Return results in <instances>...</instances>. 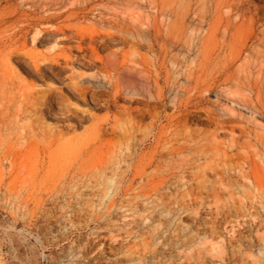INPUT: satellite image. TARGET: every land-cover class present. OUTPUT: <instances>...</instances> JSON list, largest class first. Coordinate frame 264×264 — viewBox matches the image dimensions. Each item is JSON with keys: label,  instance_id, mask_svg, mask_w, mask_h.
Returning a JSON list of instances; mask_svg holds the SVG:
<instances>
[{"label": "rangeland", "instance_id": "374dc122", "mask_svg": "<svg viewBox=\"0 0 264 264\" xmlns=\"http://www.w3.org/2000/svg\"><path fill=\"white\" fill-rule=\"evenodd\" d=\"M224 2L63 0L34 13L21 0L1 3L0 16L15 15L9 14L0 28V264H264V83L254 93L245 92L255 119L243 122L248 129L240 148L229 150L230 132L217 129L216 119H222L221 108L230 107L225 100L230 86L214 79L188 82L197 53L185 60L183 74H173L179 84L170 90L165 71H177L176 55L184 60L178 49L170 51L160 76L169 98L157 106L160 118L153 127L151 118L141 115L145 100L130 93L134 82L110 67L112 61L130 69L135 64L144 75L147 69L155 75L174 18L203 14L207 28L219 17L216 7L224 14ZM71 12L76 15L67 18ZM46 16L56 18H40ZM116 81L123 90L117 99ZM181 85L185 92L178 91ZM144 86L137 82L138 88ZM176 93L185 100L192 96L187 107H172ZM208 106L217 112L206 111ZM180 113L190 121L188 129L201 137L219 132L221 149L242 172L223 154L222 160L213 157L211 138L199 137L197 153L163 158L162 177H135L125 156L132 153L138 161L154 144L152 136L143 134L173 129L169 117ZM96 126L103 134L98 141ZM159 183L165 188L162 200L152 191Z\"/></svg>", "mask_w": 264, "mask_h": 264}, {"label": "bare ground", "instance_id": "6f19581e", "mask_svg": "<svg viewBox=\"0 0 264 264\" xmlns=\"http://www.w3.org/2000/svg\"><path fill=\"white\" fill-rule=\"evenodd\" d=\"M256 1L257 0H225V2H224V4H225L224 14H222L221 11L219 10V8L216 7L215 14L216 15L219 14V17L218 18H212V20H210V23L208 24L209 26L207 25L208 26L207 28L205 27V25H206L208 18L203 17V14H202V18H196V19H194V18L190 19V18H184V17L183 18H174V20L170 23V25L168 27L167 36L165 38H163V40H162V45H161L162 57H161V61H160L159 70L155 71V75L153 74V72H151L148 69L145 70L146 74H148V75H144L142 71L141 72L138 71L137 66L135 64H134L135 67H131V69H130V67L125 66L122 63H121V65L120 64L117 65L116 63H114V61L111 60L113 63L110 65V67L111 66L117 67L116 68L117 70H122L124 72V75L123 74L122 75L127 80L134 82L135 87H133V90H131L130 93L133 97H140V98H143L145 100V108H143L141 110V115L142 116L148 115L151 118V120H152L151 126L152 127L154 125L153 121L160 118V114L156 111L157 106H161L163 104V102H165L169 98L166 95V87H168L171 90V89H173V87H177V85L179 84V82H178L179 76L173 78V74L174 73H182L183 74L182 69H183V65L186 64L185 60L190 55L197 53V54H195L196 56L192 59V62L189 65L190 68H192L191 65H193L194 70H191L189 72V76H187V80H188V82H195L196 85H198L200 83H206L207 81L214 79V80L220 81L225 86L226 85L230 86V91H226L228 88L225 89V91L227 92L226 93L227 95H225L226 96L225 100L228 102V104H229L228 106H230V107L228 108V106H227L226 108H228V109H225V108L222 109L221 108V118L222 119H220V118L216 119V126H217L216 128L224 131V133L230 132L229 134L228 133L226 134L227 138L229 139V142L231 144L229 146V148H230L229 150L233 149L234 147H238L241 145L240 141L244 138V136L246 134V129H248L245 127L243 122L250 121L251 120V119H249L250 117H254V119H255V114H256L255 112L250 110L251 108H249L247 106L248 98H246L245 92L250 91L251 93H254L255 88L258 87V85L261 82L264 83V0H258V2H256ZM3 2H17V0H0V5ZM55 2L58 4V3H62L63 0H45V1H42V0L22 1L21 0V5L27 4L28 7L31 9V11L34 13L35 11H39L40 9L48 8L51 4H53ZM18 7L19 6H17V8ZM53 12H55V11H53ZM201 13H203V12H201ZM9 14H14V12H11ZM9 14H2L0 16V28L2 27V25L4 23L7 22L6 20L8 19ZM75 15L76 14L74 12H71V14L68 15L67 18L74 17ZM61 16H62V14L59 15V17H61ZM112 17L110 20H112ZM40 18H56V16H46V17H40ZM83 20H85V19H83ZM115 22H118V20L117 21L115 20ZM138 23L140 24V22H138ZM142 26H144V25H142ZM244 31H247L246 37H243V35H242ZM160 32H161V30H160ZM29 35H30V33H29ZM142 36H143V34H142ZM147 40H149V39H147ZM140 41H141V39H140ZM0 43H1V41H0ZM133 47H136V45H133ZM176 49H178L179 51L182 52L181 54H183V55L181 57H184V60H180L178 55H176L175 57L172 58L173 63L177 65L178 69L175 72H173V70H170V69H167L165 71V83H166L165 85H166V87H162V86H160V79H161L160 76L162 75L161 71L162 70L164 71V69L167 68L166 64L168 62V55H169L170 51L176 50ZM183 51H185V53H183ZM144 60H146V59H144ZM135 63L137 64V62H135ZM3 65H4V63H3ZM128 69H130V70H128ZM154 70L155 69H153V71ZM255 72L258 74L256 77L254 76ZM128 73L130 75H128ZM4 78H5V76H4ZM139 81H141L145 85L144 86L145 88L143 90L140 89L141 87L140 88L137 87V82H139ZM182 83H183V81H182ZM116 84H117V81H116ZM1 89L2 88L0 87V92H1ZM178 89H179L178 91H180V90L183 92L186 91V89L184 90V87L182 85ZM6 90H8V89H6ZM86 90H87L86 88L80 86V91L85 92ZM223 90H224V88H223ZM122 91L123 90H122L121 86H119V84H117V86L115 87L114 98L117 99L118 94H120ZM97 93L100 94L99 91ZM258 93L261 94L260 92H258ZM246 94H247V92H246ZM1 96L2 95H0V98H1ZM132 96H131V98H132ZM220 98H222V97H220ZM191 99H192V96H190V95L185 100V98L180 96L179 93H176V94H174V97L172 99V104H173L172 107H175L176 109H182L183 107H187L188 103L191 101ZM5 101H6V99H5ZM251 103H253V102H251ZM152 104L156 105L154 107V109L151 108ZM202 109H205V108L203 107ZM206 111H209L212 113L217 112L215 109H210L209 106H208V110H206ZM136 112H138V110H136ZM116 121H118V120L116 119ZM254 121L257 122L256 120H254ZM189 122H188L186 115H184L183 113L174 114V115L169 117V124H170V127L173 129L169 130L167 128L161 127L156 131L151 129V131H149V133L143 134V138L149 137V136H152L154 138V144H153L151 150L149 152H145V153H142L141 155H138L139 159L135 163H134V161H135L134 158L131 157L132 153H128V155H126L124 158V161L129 165V168H132L135 171L134 176L139 177V178L144 179V180H147V181H150V179L155 178V177L160 178L164 174V166H165V165H163V162H164L163 158L164 157L169 156L171 158H176V157L182 156V154L184 152H190V151H192L194 154L197 153V151L195 149L196 147H194V142L199 137H201L202 133L197 132L195 130L188 129V127H189L188 123ZM135 123L139 124V121H136ZM257 124H259V122H257ZM226 128H229L230 130H227ZM95 129H96V131L94 132V138L98 141L103 137L102 128H100V126H96ZM114 131H115V129H112V133H114ZM126 133H127V131H126ZM219 135H220L219 132L206 133L205 136L203 135L204 137H201V138H211L212 141L209 140L210 141L209 144L212 145L214 143L216 145L215 146L216 152L214 151L215 155L213 157L216 156L215 157L216 159L219 158V160H222L221 156L223 154V156L230 158L227 150L221 149V144H222L221 141L222 140L220 141V139H218V141H217V138ZM41 138H42V136H41ZM127 138H130V134L127 135ZM165 139H167V141H165ZM180 141H183V142L179 143ZM28 144H29V142H28ZM248 145L250 146L251 143ZM204 146H202V147H204ZM127 148H128L127 150H129V151H131V152L133 151L132 145L130 143L128 144ZM239 148L240 147H238L237 149H239ZM8 150H10V149H8ZM199 150L202 151L203 149L200 148ZM119 152H120V150H119ZM102 155H103V153H102ZM112 157H113V155H112ZM211 158L212 157H210V159ZM182 159H183V162L187 161V160H184V158H182ZM116 160H118V158ZM231 161L235 162V160L233 161L232 159H231ZM211 162H212V160H211ZM210 164H212V163H210ZM229 164H231V163H229ZM235 164H238V163L235 162ZM101 165H103V164H101ZM239 165L240 164H238V166ZM120 166L122 167V165H120ZM229 166L231 167V165H229ZM152 168H153V170L150 173H148V171ZM168 168H169V166H168ZM210 168L211 169L213 168V164ZM210 168H208V169H210ZM216 168H218V167H216ZM218 169H219V171H221L220 168H218ZM232 169H233V167H232ZM212 170L214 172L215 169L213 168ZM238 170L240 172H242V167L238 168ZM221 172H223V171H221ZM113 180L114 179H112V181ZM119 183L120 184L123 183V180L120 181ZM117 184H118V182H117ZM162 185H163L162 183L154 184V186H153L154 188L152 190L155 192V194L159 195V198H161V200L163 199L162 191L165 189V188H163ZM150 192H151V190H150ZM147 195H149V194H147ZM236 213H238V212H236ZM190 215H191V213H190ZM224 216H225V214H224ZM160 219H162V218H160ZM146 221H147V219H146ZM178 222H180V221H178ZM145 223H147V222H145ZM159 224H161V223L159 222ZM153 226H155V224ZM153 228H155V227H153ZM150 229L152 230L151 227H150ZM127 230H128V228H127ZM146 231H147L146 233L149 232L147 229H146ZM213 231H215V230H213ZM152 232H153V230H152ZM150 233H151V231H150ZM197 234H198V232H197ZM184 235H186V234H184ZM235 235H237V234H235ZM140 239H143V238H140ZM159 239H160V237H159ZM161 239H163V242H164V238L161 237ZM148 240H146V241L148 242ZM242 240H244V238ZM156 241H158V240H156ZM141 244H143V242ZM239 245H240V243H239ZM240 246H242V245H240ZM155 247H157V246L155 245ZM155 247L153 246V248H155ZM200 247H202V246H200ZM194 249H195V247H194ZM218 250H219V248H218ZM145 251H146V248H145ZM192 251H193V249H192ZM198 251H200V250H198ZM235 251H236L235 252V254H236L237 250H235ZM191 254L189 253V256ZM121 259H122V257H121ZM182 259H184V258L182 257ZM204 260H205V258H204ZM158 261L159 260H157V262ZM135 262H136V260H135ZM138 263H140V261H138ZM141 263L143 264L142 261H141ZM202 264H204V263H202Z\"/></svg>", "mask_w": 264, "mask_h": 264}]
</instances>
